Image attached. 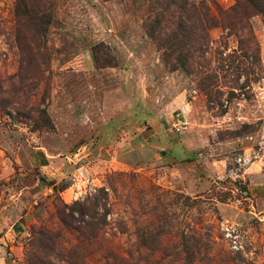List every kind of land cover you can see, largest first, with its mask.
I'll list each match as a JSON object with an SVG mask.
<instances>
[{
    "label": "rangeland",
    "instance_id": "rangeland-1",
    "mask_svg": "<svg viewBox=\"0 0 264 264\" xmlns=\"http://www.w3.org/2000/svg\"><path fill=\"white\" fill-rule=\"evenodd\" d=\"M156 1L0 0V264H264V11Z\"/></svg>",
    "mask_w": 264,
    "mask_h": 264
},
{
    "label": "trees",
    "instance_id": "trees-1",
    "mask_svg": "<svg viewBox=\"0 0 264 264\" xmlns=\"http://www.w3.org/2000/svg\"><path fill=\"white\" fill-rule=\"evenodd\" d=\"M106 1H109V0H106ZM237 1L239 2L240 0H237ZM156 3L158 5L165 7V9L167 10L171 9L183 15L182 17H180L178 24H177V29H178L177 36L179 39L182 40L183 48L187 47L188 52L192 51L189 47L193 48L194 47L193 43H196L200 36L193 30V29H196V27L192 23V20L195 19V14L198 10L197 5L193 4L190 0H157ZM249 3H250V6H248L245 9L247 14L255 15L257 13H261L264 11V0H249ZM25 7H26L25 9L27 11V14L33 11L31 9L27 10L28 7L26 3H25ZM30 16L32 17L34 23H36V25L34 26H37V29L39 30L40 35L42 37L45 36V33L48 31V27L51 24V18H52L51 14L47 11H43L39 15L32 16L30 14ZM205 20H206V23L204 25V29H208L209 26L212 28L211 24L208 25L209 19H205ZM201 37L206 39V33L205 32L204 34L202 33ZM253 74L255 75V73ZM259 80L260 78L257 77V78H254L253 81L258 82ZM209 88L211 89L212 87L206 84V86L203 87V90H205L208 93V95H212V92L211 90H209ZM73 207L74 206L71 207V210ZM79 212L81 214L86 213L84 208L80 209ZM61 219L64 222L68 223L65 216H62Z\"/></svg>",
    "mask_w": 264,
    "mask_h": 264
},
{
    "label": "crops",
    "instance_id": "crops-1",
    "mask_svg": "<svg viewBox=\"0 0 264 264\" xmlns=\"http://www.w3.org/2000/svg\"><path fill=\"white\" fill-rule=\"evenodd\" d=\"M250 182V191L251 193L256 192L257 196H264V177L261 175H254L251 177Z\"/></svg>",
    "mask_w": 264,
    "mask_h": 264
},
{
    "label": "built area",
    "instance_id": "built-area-1",
    "mask_svg": "<svg viewBox=\"0 0 264 264\" xmlns=\"http://www.w3.org/2000/svg\"><path fill=\"white\" fill-rule=\"evenodd\" d=\"M224 228H225V226H224ZM224 230H225V236H226L227 240H229L231 242L230 243L231 248L233 250H240L242 248V244H240V242H239L240 235L228 227Z\"/></svg>",
    "mask_w": 264,
    "mask_h": 264
}]
</instances>
